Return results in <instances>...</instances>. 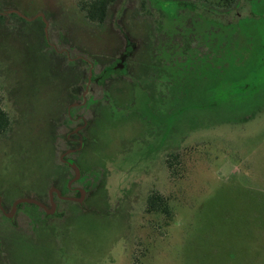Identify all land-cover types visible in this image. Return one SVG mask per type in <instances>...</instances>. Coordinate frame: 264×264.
<instances>
[{
	"label": "rangeland",
	"instance_id": "rangeland-1",
	"mask_svg": "<svg viewBox=\"0 0 264 264\" xmlns=\"http://www.w3.org/2000/svg\"><path fill=\"white\" fill-rule=\"evenodd\" d=\"M79 2L0 0V15L7 17L3 25L10 28L0 27V107L12 121V129L0 138V193L10 205L23 194L45 189L47 193L59 174L62 150L52 148L51 128L64 111L70 87L63 91V76L59 81L57 70L49 78L40 50L30 45L34 30L28 25L13 29L10 12L29 18L44 14L50 22L49 42L97 63V74L120 59L125 47L121 26L141 44L142 36L159 29L161 22L172 30L180 21L188 28L186 34H156L197 38L195 44L206 53L197 56L190 41L188 47L166 44L160 49L172 84L167 91L158 86L166 95H149L137 87L131 112L104 111L87 162L80 158L86 172H98L103 182L89 199L88 211L69 206L70 216L59 222L56 233L39 225L30 230L25 217L17 228L21 232L8 229L2 220L4 248L9 249L4 261L264 264V0H237L240 7L223 15L198 6L196 15L184 12L178 21L162 17L159 7L148 1L153 15L142 16L141 0H132L125 4L128 11L121 22L114 15L104 26L89 22ZM124 2L118 1L114 12ZM169 5L167 12L177 8ZM39 34L44 32L35 35ZM152 101L159 104V116L150 111ZM133 111L146 120H158L165 136L156 140L152 125L149 129L142 124ZM65 131L59 129V134ZM159 141L163 143L156 149ZM176 154L188 161L183 178H175L169 167ZM153 192L170 200L175 218L167 219L169 226L164 216L145 213Z\"/></svg>",
	"mask_w": 264,
	"mask_h": 264
},
{
	"label": "flooded vegetation",
	"instance_id": "flooded-vegetation-1",
	"mask_svg": "<svg viewBox=\"0 0 264 264\" xmlns=\"http://www.w3.org/2000/svg\"><path fill=\"white\" fill-rule=\"evenodd\" d=\"M11 15H9V18H11ZM39 18L41 17L37 19ZM48 43L58 54L65 56L69 61V66H75L79 68L80 71L82 70L79 77L70 84L71 88L69 87L68 92H66L64 111L59 118L57 117L55 121H53L54 124L51 128L52 132H54V137L51 142L52 148H59V150H62V166H60V172L54 177L47 193L45 189L40 193L33 192L23 194L21 197L13 198L14 201L11 205L6 202L4 193H0L3 200V204L0 206V258L3 260L0 264H8V262L6 263L4 260L9 250L7 247L6 249L4 248L3 237L5 236V232L2 228V220L8 223V229L21 232L17 228L20 218L25 217L28 220V228L39 225L42 230L56 233L60 228L59 222L66 220L70 216L69 213L71 212H68L69 206H75L81 212L88 211L87 203L89 199L96 194L95 192L100 188L103 182H100V175L98 172H86L80 158H82L84 162H87L85 157L88 154L87 151L92 150L94 146L95 126L100 124L104 115L103 112L109 110L112 112H119L116 104L122 106L124 104H129L130 101L132 102V98L129 97V91L125 88L128 87V90L130 88L132 89L135 82L137 84L139 83V81L135 79L141 76L139 69L140 65L137 64V62L131 63L137 59V53L140 51L137 43L132 41L131 38H128V40L125 39V47L118 62L114 61L109 65L100 64L101 66H105L101 69L99 74L95 72V67L99 65L92 62L86 56L82 54L74 56L71 50L67 48L59 49L57 44H51L49 40ZM118 80L123 81L121 82ZM116 81H118L117 84ZM140 83L138 84L139 88H142L149 95H158L160 98H162L161 95H166L167 92H160L158 86H162V88L167 91L169 84L172 85L168 80L160 78L158 72L154 73L153 78L151 74L147 78L144 77V79L140 80ZM147 85H150L149 87L151 89H148L146 87ZM158 105H156V107ZM122 110L131 112L133 109L129 110L125 108ZM154 112L156 116H159L161 113L157 110ZM132 114L139 116L138 112ZM130 116H128L127 119H129ZM125 118L126 117H122L121 119ZM157 121L154 120L152 123H148L155 129V137L157 136L156 140L160 134L165 136V126L158 125L159 122ZM156 127L161 128V130L164 128V131H159ZM59 129L66 130L65 135L59 134ZM158 132L160 133L157 134ZM162 143L159 141L156 149L161 147ZM75 166L79 170V176L74 169ZM27 197L39 200L44 207L36 204L22 203L18 205L17 211L13 217H8V214L13 213L14 204ZM89 211L91 210L89 209ZM50 221H57L58 223L51 224ZM31 229L32 228H30V230Z\"/></svg>",
	"mask_w": 264,
	"mask_h": 264
},
{
	"label": "trees",
	"instance_id": "trees-1",
	"mask_svg": "<svg viewBox=\"0 0 264 264\" xmlns=\"http://www.w3.org/2000/svg\"><path fill=\"white\" fill-rule=\"evenodd\" d=\"M118 1L120 0H80L79 6H80V11L84 14L85 18L89 22L95 23L99 26H104L108 24V22L114 15H116L115 16L116 21L121 22L122 18L125 16L126 12L128 11L127 10L128 6H126L125 4L127 3V1L129 2L132 0H124L125 2L121 0L122 2H124V6L122 7L121 10L114 12L115 5L118 3ZM147 1L149 3H152L154 7L155 6L159 7L158 11H160L162 17H167L171 21H178L180 18L183 17L182 14L184 12L185 13L187 12L188 14H191V15H196L194 11L197 10L198 6L207 7L209 10L220 12V14L222 15L226 13L235 12L240 7L239 5H237V0H212L211 3L213 4H209V6H207V2L209 0H202L203 3H199V2L195 3L194 1H191V0L190 1H187V0H141L142 5L140 6L144 10L140 13V15L142 16L149 15L152 17L153 15L150 9H147L148 8ZM161 2H165L168 5L165 4V6L162 7L159 5ZM169 3H172L173 5L177 6V8L174 9L172 12H167V10H165V7H169V6L170 8L172 7V5H169ZM11 18L14 21V23H12L13 29L18 28V26L20 27L22 26V28L25 29V27L28 25L29 26L28 28L34 30L35 34L37 32L38 33L44 32V30L43 31L41 30L42 28H45V25L42 20L28 22L26 19L20 17L17 14H12ZM6 20H7V17L0 15V27L1 28L3 27L5 29H10L7 26L5 27L3 25V23ZM182 25H183L182 22L180 23L179 21V23L172 30H168L164 26L162 27V22H161L160 24H158L159 29L157 30L159 32H163L164 34H186V31H188V28ZM157 30H156V27L152 28V30H150L148 34H144L142 36V41H141L142 43L141 44L137 43L138 48H140V51H138L137 53V56H136L137 59L132 61L131 63L137 62V64L140 65L139 69H140L141 76L140 77L138 76L137 79H135V80H138L139 83H140V80L144 79V77L146 78L149 77L150 74H151V77L153 78V75L155 72L156 73L158 72L160 78L164 80H168L167 73L165 72L167 69H165L162 66L163 64L162 52H160V49L164 47L166 44L169 46L171 44H174V46H177V48L179 47V45L180 47L184 45L188 47V41H190L189 45L192 44V46L197 47L196 48V50H198V53H196L197 56H199L200 54L206 53V52L204 53L203 51H201V49H203L204 47H200L198 43L195 44L197 38L189 40L185 36L179 35L178 37H174L171 39L167 35L162 36L160 34H156ZM119 31L121 32V34L119 35L122 38H124V41L125 39L128 40V38H131L129 36V32L124 27L121 26V28H119ZM35 34L32 35L30 39V45L40 50L42 63H43L45 70L47 71V74L49 75V78H50V75H53V76L57 75L56 70L58 71V77L60 76L59 81L61 77L63 76V80H62L63 87H64L63 91L65 92L66 88L79 77V74L81 73L82 70L80 71V69L77 67L73 68L71 67V65L69 66V61L66 58L63 61L60 60V58H62L61 55L58 54L55 51V49H52V47H50L48 40L46 39L45 32L44 34H39V37H37V35ZM131 40L134 41L132 38ZM225 47H226V44H222L221 48L223 50H225ZM167 49L170 50L171 48H167ZM179 55L183 57L184 59L186 56V53L181 50ZM183 61L184 60H182L181 63H183ZM138 84L135 82L134 84L135 86L133 85V88L132 89L130 88L131 92L129 94L131 95L132 102L128 106L126 105V108L133 109V107H135L136 103L134 101V96H135L136 87H138ZM149 86L150 85H147L146 87L148 89H151ZM13 92H14V87H13ZM0 96H1V92H0ZM16 99L17 98H14V100ZM116 105L118 109L121 108L120 105L118 104ZM149 108L151 109L150 111H152V109L153 111L156 110V104L154 101H152L149 104ZM120 111H123V110L119 109V112ZM20 113L22 114L21 109H20ZM138 117L140 121H142V124L144 123V125L146 124L147 126L150 125L148 123H152V121H154V120L152 121L146 120L145 117L140 113ZM10 129H12V121L10 119V116L8 112H6L4 109L0 107V138L7 136V133L9 132ZM172 159L174 160V162L170 161L171 164L169 165L170 170L172 171V174L175 176V178H183V175L185 176L186 171L188 169L187 167L188 161L187 160L184 161L182 156H180V154H176L172 156ZM169 202H170L169 198L163 196L160 193L153 192L147 197L145 213L152 217L153 216L155 217L164 216L166 220L167 219H169V221L171 219L173 220L175 218V215L173 214V211H171L170 209ZM164 222L166 223V226H169L168 220Z\"/></svg>",
	"mask_w": 264,
	"mask_h": 264
},
{
	"label": "water",
	"instance_id": "water-1",
	"mask_svg": "<svg viewBox=\"0 0 264 264\" xmlns=\"http://www.w3.org/2000/svg\"><path fill=\"white\" fill-rule=\"evenodd\" d=\"M10 13H16L18 14L20 17L26 19L27 21L29 22H32L34 21L35 19H37L38 17H41L44 24H45V36L47 38V40H49V27H50V22L47 20L46 16L44 14H39L38 16L36 17H33V18H28L26 16H24L23 14H21L20 12L18 11H12ZM74 169L76 170L78 176H79V170L77 169V167L75 166ZM22 203H28V204H36L38 206H41V207H44V205L37 199H33V198H23L21 200H19L18 202H16L14 204V208H13V213L12 214H8L7 216L8 217H13V215L15 214V212L17 211V208H18V205L22 204ZM3 204V200H2V196L0 195V206H2ZM2 208V207H1Z\"/></svg>",
	"mask_w": 264,
	"mask_h": 264
}]
</instances>
